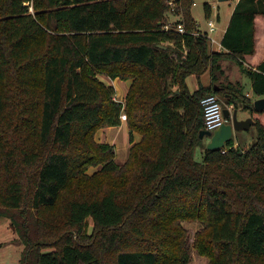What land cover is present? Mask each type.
Returning <instances> with one entry per match:
<instances>
[{
    "label": "trees",
    "instance_id": "trees-1",
    "mask_svg": "<svg viewBox=\"0 0 264 264\" xmlns=\"http://www.w3.org/2000/svg\"><path fill=\"white\" fill-rule=\"evenodd\" d=\"M167 1L0 0V216L23 244L18 264H186L183 220L204 224L193 246L208 264H264V109L221 77L234 61L264 96V58L243 63L264 0L236 1L221 50L192 34L193 0ZM102 75L131 80L123 102ZM207 94L249 111L248 147L237 135L206 149ZM121 113L140 139L118 165L96 133Z\"/></svg>",
    "mask_w": 264,
    "mask_h": 264
},
{
    "label": "rangeland",
    "instance_id": "rangeland-1",
    "mask_svg": "<svg viewBox=\"0 0 264 264\" xmlns=\"http://www.w3.org/2000/svg\"><path fill=\"white\" fill-rule=\"evenodd\" d=\"M170 1V0H169ZM236 0H226V1H219V0H193V3L190 7L191 15L196 20L199 29L202 31L209 32V27L207 25V18L204 11V3H209L211 5V9L213 11L212 6H214V13L216 12L220 16V21H216V16H212L211 18L215 21L217 29L214 31H210L209 33L218 36L217 33L220 30L222 25L224 24L226 18H228L229 13L234 7ZM173 2V1H172ZM169 3V6L171 10L174 7V3ZM29 10L32 12L33 9L29 3ZM171 21H174L176 16L169 13L168 14ZM210 47L214 49L216 48V45L210 44ZM231 61V60H230ZM232 70H234L235 73H238L237 65L234 61H231L230 63ZM228 66V65H227ZM226 66V67H227ZM228 68V70L230 69ZM207 78V75L204 76ZM248 80V79H247ZM246 81V80H245ZM244 87V93L248 91V82H242ZM190 84V83H189ZM220 100V103L223 107L225 106V102L217 96ZM228 108V107H227ZM124 112V111H123ZM251 116V115H250ZM252 117V116H251ZM239 133V134H238ZM241 131L235 132V134H238L240 137V142L242 143L243 147H248L249 144H251L254 141L255 137V129L254 126L250 127V130L247 134L245 132L242 133ZM238 140V139H237ZM236 143V142H235ZM201 148L198 147L196 149L195 158L197 160L202 159V152ZM120 155L117 156V158L114 160L118 165H121L122 162L119 161ZM121 160V159H120ZM100 168V166H98ZM96 168L90 169L89 171H94ZM89 226L88 231L91 229L92 221L90 218H88ZM182 227L186 230V239H187V251L189 255V262L186 264H208L209 259L204 256L203 254H200L196 248L193 246V242L195 239V234L202 229L203 223L198 220H189V221H181ZM90 232V231H89ZM23 250V244L21 243V240L18 236V234L14 231L12 226L10 225V219L5 216H0V264H18L19 259L21 257V252ZM48 250V249H45Z\"/></svg>",
    "mask_w": 264,
    "mask_h": 264
},
{
    "label": "crops",
    "instance_id": "crops-1",
    "mask_svg": "<svg viewBox=\"0 0 264 264\" xmlns=\"http://www.w3.org/2000/svg\"><path fill=\"white\" fill-rule=\"evenodd\" d=\"M236 1H235V3H236ZM232 9H233V7H232ZM232 9L229 13V16L232 12ZM229 16H228V18H229ZM228 18H226L222 27L221 28L219 27L220 30L217 33V35H218L217 38H219V39L221 38L222 33L224 32V29H225L227 22H228ZM255 23H256V25H255V52L251 55L245 56L246 61L243 63H244V65H247V66L256 65L264 58V16H260V15L256 16L255 17ZM214 49H216V48L214 47ZM230 63H231L230 60L221 61V65H222L221 67L224 71V73L221 77H227L231 81H239L241 83L242 82H246V83L248 82V85H249L248 91H246L245 94L247 96L251 97V99L254 101L258 97L252 93L251 84H250L249 79L244 74L240 73L239 69H238V73H235L234 70H232V68H230L231 67ZM228 68H230V69L228 70ZM205 75H207V78L204 77ZM102 79L104 81H106L107 83L113 85V87L115 89V99L123 102L125 95L128 91V88L130 86L131 80H123V79H120L117 77L114 79H111L110 77L105 76V75H102ZM186 81H187V85L191 91L195 90L197 88L198 81H197L195 75H192V74L189 75L187 77ZM200 81H201V83H203V85H208L210 83V75H209L208 70L200 76ZM227 107L229 108V110L231 112L234 109V108H232L231 105H228ZM237 109H238V114H239L240 118H245L247 116H250L249 111L241 108V106L238 107ZM252 126L253 125H251L250 127H252ZM250 127H249V129L241 130V132L242 133L245 132V134H247L250 130ZM242 133H241V135H242ZM238 134H235L234 136H237ZM96 139L100 142H106L109 144H113L115 147V154H116L115 159L117 158V156L120 155L121 160L119 159V161H121L123 163L127 157L128 147L132 143L138 141L140 139V135L138 133H134L132 135L133 141H130L126 119H124V120L120 119V124H118V125L105 126L101 129H99L98 132L96 133Z\"/></svg>",
    "mask_w": 264,
    "mask_h": 264
},
{
    "label": "built area",
    "instance_id": "built-area-1",
    "mask_svg": "<svg viewBox=\"0 0 264 264\" xmlns=\"http://www.w3.org/2000/svg\"><path fill=\"white\" fill-rule=\"evenodd\" d=\"M173 0H168V4L171 3ZM173 3V2H172ZM213 11L211 13V16L207 18V25L209 27V32L214 31L217 29L215 21L211 18L212 16H216V21H218V13H214V6H212ZM198 26V24H197ZM172 28V25L168 22L163 24L162 29L170 30ZM176 30L183 33L185 32L182 24H177ZM207 31H202L201 29H198L196 31H193V35L203 36L206 39H208L210 44L216 45L217 50L222 49V45L220 43V39L216 36L210 34ZM201 106L203 110V123L204 128L206 130L213 131L217 127H219L222 123L227 121V118L223 114V106L220 103L219 98L215 94H207L201 99ZM120 119H126V114L121 113Z\"/></svg>",
    "mask_w": 264,
    "mask_h": 264
},
{
    "label": "water",
    "instance_id": "water-1",
    "mask_svg": "<svg viewBox=\"0 0 264 264\" xmlns=\"http://www.w3.org/2000/svg\"><path fill=\"white\" fill-rule=\"evenodd\" d=\"M214 89H217V86L214 85ZM253 107L256 110L264 109V96L256 98L253 101ZM223 114L227 118V121L222 123L219 127L213 131L206 129H201L199 131V137L206 140L205 147L208 150L222 148L225 142L229 141L235 135V132L249 129L254 123V119L251 116L240 118L237 108H234L231 112L229 108L223 107Z\"/></svg>",
    "mask_w": 264,
    "mask_h": 264
}]
</instances>
